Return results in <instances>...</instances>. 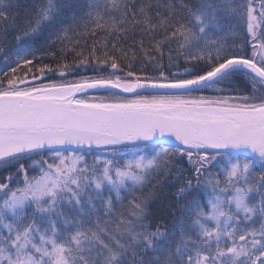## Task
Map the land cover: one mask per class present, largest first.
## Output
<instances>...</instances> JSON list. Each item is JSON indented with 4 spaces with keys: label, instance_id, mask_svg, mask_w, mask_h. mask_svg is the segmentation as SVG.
Masks as SVG:
<instances>
[{
    "label": "snow or ice",
    "instance_id": "6c2138e0",
    "mask_svg": "<svg viewBox=\"0 0 264 264\" xmlns=\"http://www.w3.org/2000/svg\"><path fill=\"white\" fill-rule=\"evenodd\" d=\"M0 264H264V0H0Z\"/></svg>",
    "mask_w": 264,
    "mask_h": 264
},
{
    "label": "trees",
    "instance_id": "16d2710c",
    "mask_svg": "<svg viewBox=\"0 0 264 264\" xmlns=\"http://www.w3.org/2000/svg\"><path fill=\"white\" fill-rule=\"evenodd\" d=\"M20 3L23 6L24 0H20ZM82 74L90 75L91 73H82ZM69 78H71V77H69ZM97 151L99 152V150H97ZM105 155H107V153H105ZM123 155H124L125 159L133 158L130 153L129 154H123ZM183 166L187 167L186 164H184ZM171 191H172L171 186L170 185H166L164 190H163V193H162V199L163 200L170 199L171 198ZM154 207L158 210L161 207L160 202L158 201L157 204ZM168 222L170 223V221H168Z\"/></svg>",
    "mask_w": 264,
    "mask_h": 264
}]
</instances>
